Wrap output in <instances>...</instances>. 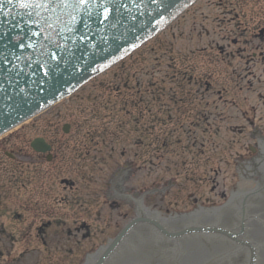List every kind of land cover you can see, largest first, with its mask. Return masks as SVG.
Wrapping results in <instances>:
<instances>
[{
  "label": "rangeland",
  "instance_id": "374dc122",
  "mask_svg": "<svg viewBox=\"0 0 264 264\" xmlns=\"http://www.w3.org/2000/svg\"><path fill=\"white\" fill-rule=\"evenodd\" d=\"M259 25L264 26V0H195L162 31L95 75L68 99L1 135L0 264H78L86 253L115 234L135 215L134 204L112 197L124 184L120 185L121 179L114 173H120L117 168L127 156L139 165L125 180L129 194L155 189L157 183L176 177L171 187L162 191L164 184L158 186L159 191L144 198L146 205H154L163 215L193 210L198 204L212 208L224 203L241 179L237 161L249 156L247 145L251 143L230 127L244 123L240 114L253 105L256 121L264 126V104L257 97L264 92V72L258 62L254 72L261 78L255 76L251 86L242 83L235 74L245 72L246 59L221 56L218 49L210 47L225 45L245 26L250 32ZM246 40L241 38L242 46ZM189 65H193L192 71ZM183 74L202 76L211 84L199 105L210 124L194 117L196 107H185L180 96L189 86L186 83L181 93ZM123 83L127 87H121ZM219 89L227 104L219 99ZM135 97L155 100L157 105L145 103L143 107L149 109L141 122L125 121L128 112H120ZM230 100L236 101V106ZM150 113L156 117L152 133L143 130ZM168 116L169 122H161ZM121 120L124 129L139 128L126 139L124 157L119 153L123 150L120 138L101 129L108 125L109 131ZM68 121L71 128L64 133L61 126ZM166 133L171 141L164 146ZM192 135L199 139L195 144ZM36 136L54 140L51 162L30 148L29 142ZM138 136L152 145L135 143ZM79 150H86L85 155ZM5 152L13 153L16 162L28 159L30 166L16 165ZM63 178L71 179L73 185L64 186ZM18 212L22 219L15 217ZM53 218L58 221L48 226L42 237H36L35 227ZM81 222L90 224L86 238L81 237L83 229L76 230Z\"/></svg>",
  "mask_w": 264,
  "mask_h": 264
},
{
  "label": "water",
  "instance_id": "95a60500",
  "mask_svg": "<svg viewBox=\"0 0 264 264\" xmlns=\"http://www.w3.org/2000/svg\"><path fill=\"white\" fill-rule=\"evenodd\" d=\"M7 1L15 4L14 0ZM186 1L20 0L18 3L24 6L18 10L17 15L27 23L39 22V25L35 27L37 29L33 28V31L40 41H38L40 44L37 45V49L44 52H41L38 57L51 58L46 63H43L50 66H39L43 64L38 62L34 66L33 64L32 66L27 65L23 72L15 75L12 64V58L16 57L15 51L17 47L15 45H10L11 48H4L3 54L0 53V60L2 58L3 61L9 59L6 64L9 69H5L9 73L6 76L9 79H14L13 77H15L16 82L19 81L21 83L18 84L20 86L31 84L34 81L37 83L38 79L42 80L41 75L49 73L50 84L54 80L62 84L60 86L51 84V90L47 94L55 92L60 96L62 92L77 85L90 74L92 72L91 67L98 64L104 66L118 52L120 53L129 48L149 34L150 31L157 28L160 23L165 21ZM12 4L13 8L14 5ZM39 6L44 8L43 11H40L41 13H38ZM21 25H23V22ZM18 27L20 28V25ZM42 39H44V42ZM27 47V45L26 47L21 45V50L26 54L24 61L30 60L29 53L26 51ZM80 48H84L85 53ZM4 51L8 52V56ZM71 51L80 54V56L77 55L79 58H69L72 55ZM4 53L7 57H4ZM67 63L69 64L67 65ZM53 65H56V68L51 67ZM14 66L18 65L14 64ZM54 69L58 70V73ZM10 85V90L7 89L2 95L0 93V100L6 97L5 99L11 102L10 104L0 102V119L4 116L11 117L14 115L12 111L16 103L13 104L12 102L20 98L24 91L27 90V88L19 90L15 87L16 83H11ZM29 101L30 96L24 102V108H21L22 113L29 112L28 105L30 104H27ZM47 102L45 100L42 103H37L35 108ZM244 175L246 176L245 173H243ZM243 176L233 191L243 184ZM254 178L257 179L258 177ZM246 183L245 185L247 186ZM249 185L255 186L256 182H252ZM263 191L254 192L255 194L252 193L249 197L246 195V198H243V194L236 191L238 195L236 194L234 199L232 192L230 197L220 204V206H226L231 198L239 205V201L244 199L242 202L245 204V215H254L248 221L247 219L244 222L232 221L234 220L233 215H235V213L232 214L234 210H230L231 212L227 213L223 207L215 211H220L217 212L220 214L219 216L211 214L209 209L194 215L192 220L193 222L196 220L197 223H180L182 221H174L173 218H164L163 220L174 222L173 227L168 225V230L175 229L171 231L192 226L215 228L218 225L226 230L234 231L247 245H253L254 261L250 257L249 262L252 259L254 264H264ZM230 204L231 200L228 205ZM229 213L232 215L230 216ZM136 228L116 254H111L112 256L105 260L103 264H239L241 259H243L242 263L245 264L247 260V247L236 243L218 231L198 230L175 237H168L152 224L146 223L144 226ZM88 264H91V261Z\"/></svg>",
  "mask_w": 264,
  "mask_h": 264
},
{
  "label": "flooded vegetation",
  "instance_id": "af4514ba",
  "mask_svg": "<svg viewBox=\"0 0 264 264\" xmlns=\"http://www.w3.org/2000/svg\"><path fill=\"white\" fill-rule=\"evenodd\" d=\"M248 30L250 28H244L246 33H248ZM252 30L250 31L251 38L249 40L244 41V44H246V48L248 47L251 50L250 57L247 60V64L249 66L250 62L251 63H256V60L258 59L262 65H263V70H264V26H256L254 28H251ZM259 30V35L257 34ZM245 31H241L242 33H245ZM239 37H234L230 40V42L227 43V46L230 47H238L240 46L241 41L239 40ZM244 48V47H243ZM223 51V50H222ZM231 53H233L231 51ZM253 75L251 73V70L249 69L247 73H245L243 76L241 74H238L240 78H248L249 76ZM260 79V78H259ZM258 97L260 98L261 102L264 104V92L263 93H258ZM221 95H219V98ZM235 104V101H231ZM251 111L250 115H247L246 112H242V118L247 122L246 124H240L239 128L234 127V129L239 133V134H249V137L253 139L254 141V147L252 148V151H258L261 152V148L264 146V126L262 124H258L259 121H255V107L251 106L249 109ZM55 154V153H54ZM44 159H46L42 154H40ZM13 155H11V158ZM13 160V159H12ZM53 160V157L51 156L49 158V161L51 162ZM16 163V161H14Z\"/></svg>",
  "mask_w": 264,
  "mask_h": 264
}]
</instances>
